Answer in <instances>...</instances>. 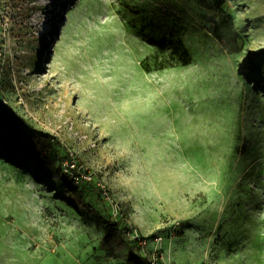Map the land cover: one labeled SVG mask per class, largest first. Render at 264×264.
<instances>
[{"label": "rangeland", "instance_id": "obj_1", "mask_svg": "<svg viewBox=\"0 0 264 264\" xmlns=\"http://www.w3.org/2000/svg\"><path fill=\"white\" fill-rule=\"evenodd\" d=\"M0 52V264H125L65 159L141 256L264 264V0H0Z\"/></svg>", "mask_w": 264, "mask_h": 264}, {"label": "trees", "instance_id": "obj_2", "mask_svg": "<svg viewBox=\"0 0 264 264\" xmlns=\"http://www.w3.org/2000/svg\"><path fill=\"white\" fill-rule=\"evenodd\" d=\"M178 49H179V52L182 53V57H183L181 65L187 66L188 65L187 58L189 57L188 52L182 46H179ZM4 145H5L4 143L0 142V147ZM6 150L7 152H9L8 149ZM15 154H16L15 152L9 153L10 156H14ZM64 161L62 163H64ZM60 180L65 185V188L67 189V191L74 197L76 204L79 207H81L83 210H85L90 216H92L100 227L104 228V239L106 241H111L115 238L122 239V241L124 242V246L127 248V253L125 255V264H149L148 258L138 254L135 251L133 244L131 242L124 240L126 235H125L124 230L121 229V226H120L121 223L119 221L113 222L111 220H107L101 214H99L93 206L85 202L82 192L78 188L81 184H84V185L94 184L93 181L91 182L82 181L81 183L77 184L69 174H66L64 172L63 167H62V176ZM101 191L103 194L104 191L103 190ZM135 241L138 242L137 240Z\"/></svg>", "mask_w": 264, "mask_h": 264}, {"label": "built area", "instance_id": "obj_3", "mask_svg": "<svg viewBox=\"0 0 264 264\" xmlns=\"http://www.w3.org/2000/svg\"><path fill=\"white\" fill-rule=\"evenodd\" d=\"M0 61H1V52H0ZM0 80H1V71H0ZM62 167L64 172L66 174H69L77 184L81 183L82 181L91 182L94 180L92 174L90 172H87L84 166L80 165L75 159L66 160L63 163ZM98 185L102 187V190L104 191L103 192L104 195L107 196V192H105V189L103 188V186H101V183ZM135 239L139 242V244L145 245V242L143 241V238L141 236L137 235ZM146 258H148L149 264H165L162 261V258L159 255H157V253H153L148 256L146 255Z\"/></svg>", "mask_w": 264, "mask_h": 264}, {"label": "bare ground", "instance_id": "obj_4", "mask_svg": "<svg viewBox=\"0 0 264 264\" xmlns=\"http://www.w3.org/2000/svg\"><path fill=\"white\" fill-rule=\"evenodd\" d=\"M69 16H70V13L68 14V17H69ZM64 31H65V30H64ZM64 31H63V32H64ZM57 49H58V46L56 45V47H55V49H54V52L57 51ZM41 65H42V64H40V66H41ZM1 152H2V153H3V152L6 153V152L3 150L2 147H0V153H1ZM8 156H9L10 158H13V157L10 156V155H8Z\"/></svg>", "mask_w": 264, "mask_h": 264}]
</instances>
